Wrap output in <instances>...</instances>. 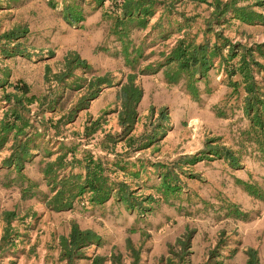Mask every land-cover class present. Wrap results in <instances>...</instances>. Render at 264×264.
I'll return each mask as SVG.
<instances>
[{"label": "rangeland", "instance_id": "374dc122", "mask_svg": "<svg viewBox=\"0 0 264 264\" xmlns=\"http://www.w3.org/2000/svg\"><path fill=\"white\" fill-rule=\"evenodd\" d=\"M116 1L0 0V126L10 106L22 116V130L8 129L0 146V264H264V132L249 128L242 84L229 85L239 75L227 77L214 55L204 73L171 77L165 60L179 37L212 42L218 31L230 42L264 43V20L229 12L216 20L210 0H154L122 42L112 31ZM244 2L264 14V0ZM67 3L80 18L66 20ZM73 54L87 67L66 68ZM254 75L264 82V72ZM16 81L27 91L12 88ZM125 83L140 90L128 101L129 128L119 118ZM25 129L30 155L21 168L3 166ZM88 158L125 183L129 201L113 184L100 202L83 190L52 206L70 185L60 178L82 175ZM72 228L98 238L68 257Z\"/></svg>", "mask_w": 264, "mask_h": 264}, {"label": "trees", "instance_id": "16d2710c", "mask_svg": "<svg viewBox=\"0 0 264 264\" xmlns=\"http://www.w3.org/2000/svg\"><path fill=\"white\" fill-rule=\"evenodd\" d=\"M100 1L102 0H96V2ZM244 1L245 0H210V3L213 5L212 16L214 15V18L218 20L226 14V12H229L230 16L246 22L263 21V12L255 10L252 8L251 3ZM116 2H118L117 7L120 9V14H115L113 17L114 21L112 31L117 35V38L123 42L122 36L128 33L129 24L132 23L133 26L136 24L143 26L147 21V15H149L153 10L150 9V7H152L155 2L154 0H118ZM259 3L261 2H257V4ZM73 7L74 6H71L69 3L66 4L65 17L68 21L76 20L81 17V14H79L76 9H73ZM15 31L16 30L13 32ZM16 34L18 35V32H16ZM4 35L9 36L6 34ZM12 37L17 36L14 35ZM218 39L221 40L218 41ZM224 45L226 46V50L225 52H222L221 49L225 47ZM7 51L9 50L7 49ZM257 52H259L260 55ZM214 55H218L220 57L219 60L224 63V70L227 77L235 73L239 75L238 79H229V85L236 86L241 83L244 87L245 94L243 95L242 103L244 111L248 117L249 128L254 129V131L257 130L256 132H264V82L256 78L254 75V71H258L259 73L264 72L263 42L254 43L252 45H247L241 42H230L227 37L222 36L218 31L214 32V40L212 42H209L208 38H203L200 41H194L193 38L186 39L184 37H179L176 43L166 54V65L170 66V68H166V72L170 73L171 77L173 74H177L180 71H184L190 76L195 73L202 74L210 66L212 62L211 58ZM258 56L262 59L258 60L256 58ZM233 57H235V60ZM70 65H85L87 67L88 64L84 60L78 61L76 54H73V56L67 59L66 68ZM104 79V77L97 75L94 77L96 83H99L98 80L104 81ZM12 88L18 89L21 93L27 91V85L20 83V81L12 83ZM121 88L123 90L124 103L122 105V113H120L121 115L119 114V118L123 119L124 123L127 124V128H129L130 116H133L134 109L130 104H128V101L131 100L134 104L140 94V90L130 83L123 84ZM7 93L12 96L22 97L20 96L21 93L19 96L16 95V92ZM32 97L33 96L31 94H27V101H30ZM87 98H90V96ZM19 101L20 99H15V102ZM12 104L15 105V103ZM74 107L77 110L79 105L76 104ZM15 110L16 106H10L6 109L5 113L8 116H11L12 119L9 120V122L4 120L2 126H0V146L4 144L3 142H5L8 137L7 133H9V130L12 131L14 127L16 128L14 131L22 130V123L20 125L17 121V118L22 116ZM7 111H9V113H7ZM8 124H12L10 128H7ZM23 132L22 138H16L17 140L14 139L12 141L11 151L1 162L3 166L9 167L10 165H14L16 168H21L23 160H27V157L30 155V150H28V147H25L24 145H26V140L30 137L31 131L25 129ZM217 147L218 146H216V148ZM258 150L261 153L260 156L264 157V147H259ZM214 151L217 152L213 149L212 152ZM224 156H229L232 161L237 162L236 156L231 150L228 152V149H225ZM84 166L85 169L82 175L79 172L75 173V175L67 174L60 178V182L66 179V183H69L70 185L66 188V192H64L61 188L56 190V192L51 196L52 206L54 205V207L60 208L70 205L73 196L80 194L83 190H90L89 193L91 199L100 202L105 198H108L111 189L115 187L113 184H116V187L124 190L120 197L124 199L125 202L129 201L131 195L129 192H126L127 188L125 183L123 181L108 179L106 174H102V167H100L101 163L98 159L94 160L92 158H88ZM54 171L55 169L51 170V174L47 177L52 181L54 178L50 176L55 173ZM70 177L74 178L70 180ZM243 182L245 188H247L250 192L256 191L250 183L246 181ZM89 183L92 184V187ZM259 194L261 195V192L256 191V195ZM69 235L71 242L69 243L68 250L66 251V255L68 257L71 250L80 242L84 240L89 241L92 237L98 238V236L93 234V231L88 229L79 230L77 228H72Z\"/></svg>", "mask_w": 264, "mask_h": 264}]
</instances>
